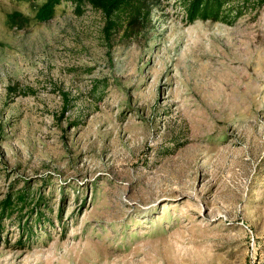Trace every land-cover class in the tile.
Masks as SVG:
<instances>
[{
	"label": "rangeland",
	"instance_id": "rangeland-1",
	"mask_svg": "<svg viewBox=\"0 0 264 264\" xmlns=\"http://www.w3.org/2000/svg\"><path fill=\"white\" fill-rule=\"evenodd\" d=\"M46 2L0 0V264H264V4Z\"/></svg>",
	"mask_w": 264,
	"mask_h": 264
},
{
	"label": "trees",
	"instance_id": "trees-1",
	"mask_svg": "<svg viewBox=\"0 0 264 264\" xmlns=\"http://www.w3.org/2000/svg\"><path fill=\"white\" fill-rule=\"evenodd\" d=\"M62 0H47L44 7L48 13H51L54 7ZM74 1L79 6L89 5L97 10L103 11L107 15L118 14L126 6L132 5L135 0H67ZM182 7L185 10L190 22L197 19L203 20H223L232 22L233 18L242 15L248 11L256 10L264 4V0H182ZM134 11H139L140 6L135 5ZM113 27H117L116 22H112ZM25 196L19 194V202H25ZM12 199L9 197L4 200V208L13 206Z\"/></svg>",
	"mask_w": 264,
	"mask_h": 264
}]
</instances>
